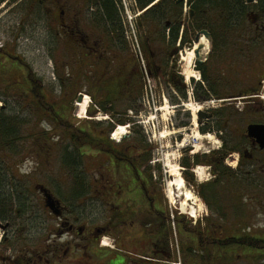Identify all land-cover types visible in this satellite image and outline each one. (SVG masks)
Instances as JSON below:
<instances>
[{"label": "rangeland", "instance_id": "rangeland-1", "mask_svg": "<svg viewBox=\"0 0 264 264\" xmlns=\"http://www.w3.org/2000/svg\"><path fill=\"white\" fill-rule=\"evenodd\" d=\"M30 3L27 0H7L0 5V109L3 106L5 114L17 116L20 120L26 122L24 128L28 129L22 133L25 136H27V131L30 134L40 133L43 128L48 131H46V134H42V138L37 140L40 143L36 144L41 146L42 142V147L36 148V141L33 143L34 139H30L28 142H23L22 147L19 148L22 149L21 154L14 156L13 166H11L8 159H6V164L3 163L4 161L0 163L1 171L5 172V174L3 172L1 174L0 171V177H5L6 190L11 195V200H25L27 196L30 197L26 199L28 202L23 201L24 204L34 206L35 214H40L42 217L41 220L37 219V221L41 222L43 220V226H46L44 222L50 224L52 220L49 217L47 219L43 218L45 214L42 213L48 210L43 206L40 208L39 202H35V197L41 196L40 191L36 189V185L40 184L47 188L57 200L62 202L64 210L69 213V216L79 218L80 221L78 222L80 224H86L90 228L104 225L108 220L110 211H115L117 208L121 211H128L134 204L131 195L135 191L128 185L129 177L117 169L115 175H113L112 171L114 169L107 164L109 160L104 153L108 152L104 150H107L108 145L101 146L104 152H100L102 151L101 148H97L95 145L84 146L79 149L69 140L63 138L62 132L58 128L52 127L51 129L48 120L42 121L33 109L34 105L32 107H30L31 105L28 106L29 100H39V98L32 91V79L28 78L25 68L21 67L25 65L30 69L29 72L32 76L40 80L43 88L41 95L44 97V102L57 101L58 104L64 100V103L68 105L72 99V104L69 105L65 115V118L68 119V121H65L67 126L84 131L93 130L94 136L104 137L103 140H105L107 134L109 139L112 138L113 133L120 126L125 127L126 133L124 136L131 134L130 137L124 138L123 136L119 141L112 140L115 143L114 145L130 144L132 141L146 138L147 143L151 146L147 150V152L150 151L151 158L149 161L150 170L143 177L150 176L155 188L160 191L161 196L159 198L162 200L168 218L172 220L174 216H180V218L183 216L184 223L193 228L194 226L199 227L200 220H204L209 216L210 221L222 225L228 231L227 233L223 231L217 237H226L236 233L237 230L247 229L248 234L264 238V171L262 169H255L251 174L245 175L243 170L236 168V161L227 160V163L236 169L223 163V167L233 173L232 175L234 173L238 174L234 175L235 181H230L231 179H228L227 176L219 177L215 186L214 196L216 197L211 202L216 213L213 215H211L208 205L197 193L196 187L188 185L183 179L186 173L181 165L183 159L190 162L192 158L202 156L203 152H209L212 149L220 151L221 148H225L224 141H221L219 137L210 140L202 139L200 142L190 139L195 136L194 132H198L202 136L209 135L211 138L213 133L208 134L206 131H201L202 122L199 123L197 118L192 123V113L187 110L190 107L183 105L187 104L193 107L198 104L203 108L202 112H206V108L209 107L214 110L220 109L222 105H216L215 103L202 105L203 103L198 100V97L202 95L200 92L202 86H199V75L195 68L196 59L191 60L189 66L186 65L188 64L186 52L194 44L195 31L190 27L188 38L191 43L187 42L182 45L178 41L175 43L149 41L145 42L146 46L143 53L141 39H146L144 34H148L146 24H149V22L143 21L144 27L136 26L137 17L135 18V16L140 13L136 10L131 13V26H134L138 38L134 39L127 32V38L130 39L131 37L130 40L125 42L123 39L120 43L111 44L113 50L123 48L120 49L121 54L118 59L86 60L83 68L79 69L76 66L71 69L70 65L69 69L71 71H68V63L70 64L74 60L68 59L66 53L62 52V44L57 43L52 29V16L47 14L46 5L43 4L41 9L39 4V7L30 11ZM185 9L188 11V6H185ZM182 14H184V9ZM152 17L149 16V20L153 19ZM124 25L130 31V25L126 20ZM158 29L163 30V27ZM163 31L165 34L167 33L166 28ZM174 49L177 51L173 57ZM134 50L138 53L139 50L141 52L137 58ZM209 50H211V46L207 54L202 56L200 60H204L209 56L211 60L213 59L211 54L213 50L211 53H209ZM130 51H133V54L131 53L132 59L128 55ZM6 53L10 56H7ZM247 62L244 71L240 74L248 79H246L248 83H251V78L255 77L259 70H264V63L259 66L261 69L259 67L255 69V66L251 63L253 59H249ZM152 66L159 68V72L155 73V76L150 73V71L154 72L155 70L150 69ZM187 66L195 72V78L190 79L188 82H186L184 76V70ZM222 73L218 72L217 75L222 77ZM241 76H237L236 80ZM223 78L226 79L227 75ZM139 88H141L140 94L138 93ZM218 90L225 96L231 88L223 86ZM80 94L83 97H88V106L82 113L77 106L78 104H76ZM262 94L264 95V91ZM21 96L24 98L21 99ZM116 96L120 98L113 102H102V106L99 103L95 104L100 99L101 101L110 100ZM262 102L264 104V101ZM91 106L94 113L90 116L88 110ZM236 106L238 108L235 107L234 113L228 107L219 113L225 121H227L226 117L230 118L229 122L223 125L228 126L226 131L232 135L231 138H227L228 143L231 145H237L241 140V132L247 122L260 120L256 113L251 117H247L248 115L245 117L243 115L237 116L241 114L237 111L244 108L243 101L240 104L236 103ZM103 108H107L109 112L104 111ZM135 109H138L136 114ZM53 111L57 114V107ZM229 113L232 114L233 118L229 116ZM119 117L127 118L130 122L126 121L124 125L111 123V120ZM109 124L113 125L111 130ZM58 136L60 137L58 138ZM182 142L184 144L180 147ZM240 145H242V142ZM116 148L121 149L122 146ZM68 153H73L76 156L82 155L77 157L79 164L77 168L83 171L85 182L91 184L79 200H76L73 196L74 179L69 171L71 165L64 162V158L68 156ZM139 154L142 155L143 152L137 150L132 158H136ZM260 159L263 164L264 153ZM168 166H176L179 175L171 177L168 173ZM199 166H202L204 172L202 181H199L196 173H194L198 166L189 171L195 184L199 185L205 183L206 180L208 182L214 180L213 174H210L206 165L199 164ZM108 174L111 183L115 184L116 187L119 186L118 189L114 188L113 194H107L109 193V183L101 179L102 176L107 179ZM13 178L15 180H12ZM179 178L183 179L184 186L194 196V200L185 204L182 203L181 197L169 198L168 183L170 180ZM106 183L107 188L105 187V191L108 197L101 194L102 191L104 192L103 187ZM175 194L177 195V191H175ZM11 205V210H17L14 203ZM220 214H224L222 220H220ZM152 229L142 234L137 226L132 229L133 231L130 228H124L120 231V243H117L116 247L141 256L152 254L153 257L152 241L147 239L150 231L152 233ZM175 232L174 230V237L169 244L171 259H169L168 264L180 262ZM116 233L119 232H114V234ZM46 235L45 232L40 234L43 243L47 240ZM108 238H110L108 235L101 236L100 241L103 240V243L107 244ZM136 241L142 246L141 248H134ZM97 248L100 251L104 247L100 249V246H98ZM240 251H237L235 260L231 264H264L263 259H247ZM94 252V249L90 251L91 259L87 256H81L80 258L75 256L76 261H73V263L77 264L80 259V261L95 264V258H100L104 262L111 258L113 254L112 251L109 255L102 256L98 253L94 254ZM160 259L163 260V258Z\"/></svg>", "mask_w": 264, "mask_h": 264}, {"label": "flooded vegetation", "instance_id": "flooded-vegetation-1", "mask_svg": "<svg viewBox=\"0 0 264 264\" xmlns=\"http://www.w3.org/2000/svg\"><path fill=\"white\" fill-rule=\"evenodd\" d=\"M38 1L41 9L43 4H45L47 14L52 16L54 37L57 39L58 44H62V52L66 53L68 59L74 60L72 63H68V71H71L69 69L70 65L71 69L76 66L79 69L83 68L86 60L119 58L120 49L122 50L123 48L113 50L111 44L120 43L123 39L125 42L128 40L127 28L124 25V19L119 7L120 0H112L117 9V16H112V18L106 15L104 6L96 0ZM207 1L209 0H134L137 8L141 11L137 17L136 26L144 27L143 21L149 22V24H146L148 34H144L146 39L142 40L140 38L142 44L149 41H178L180 43L186 39L185 37L189 36L190 27H193L192 20L196 11L192 9L193 2L197 6L196 26H198L197 28H192L195 31L194 38L196 34L203 30L209 33V47L211 46L209 53L213 50L211 53L213 59L211 60L209 56L204 60H200V62L197 60L195 66L199 75V86H202L200 87L202 95L198 97V100L203 103L202 105L206 103L222 105L220 109L216 108L217 110L210 107L206 108V112H202L204 114L203 117L198 118V120L199 123L202 122L201 131H206L208 134L213 133V137H219L221 141H224L223 144L229 146L230 150L221 148L220 151L212 149L209 152H203L202 156L191 161L190 166L193 167L197 164L206 165L210 174H213L214 180L211 182L206 180L205 183L198 185L200 190L204 189L202 200L208 205L209 211L213 215L216 213L211 202L216 197L214 196L215 186L220 177L215 172V168L219 164V158H223L222 164L228 159L236 161V168L243 170L245 175L251 174L253 170L258 168L264 171V163L262 164L260 159L264 149H260L256 140L247 135V127L249 125H264V104L262 102L264 101V95L262 94L264 91V70H259V73H256L257 75L252 77V80L250 79L251 83H248V79L240 74V72L244 71L249 59H253L251 63L255 66V69L264 63V13L262 12L263 7L260 0H241V10L238 13L240 17L214 18L209 16L212 11H209L210 6L206 3ZM169 5L171 8L168 9V17L158 19V17L154 16V10H164ZM185 6H188V11H186ZM183 9L184 14H182ZM204 14L207 15L206 19H203ZM149 16H153V19L149 20ZM204 25L207 28L209 27V29L203 28ZM160 27H163V30L166 28L167 33L165 34L163 30L158 29ZM130 33L133 38H138L134 26L130 25ZM144 51L142 49L143 53ZM176 51V49L173 50V57ZM131 53L133 54V51L128 52L130 59L133 58ZM6 55L10 56L7 53ZM21 67L25 68L29 78V68L25 65ZM152 68L153 70L155 69L154 72L150 71L152 75L159 71L157 67H150V69ZM259 69L261 68L259 67ZM218 72H223L222 77L217 75ZM226 75L227 78H223ZM237 76H241V78L236 80ZM223 86L231 88L225 96L218 90V88ZM241 101H243L244 108L237 111L241 113L237 116L243 115L245 117L248 115L247 117H251L256 113L260 120L247 122L241 132V140H239L237 145H231L227 141V138L232 137L226 131L228 126L221 125L220 127L218 125L219 122L227 124L230 118L226 117L227 121H225L219 113L223 109H227V107L232 109L234 113L235 107L238 108L236 103L240 104ZM229 116H232V114L229 113ZM130 135L124 138H129ZM106 139L110 143L107 150H104L108 153L104 154L109 160L107 161L108 166L114 169L112 171L113 175H115L116 169L119 172H124L129 177L128 185L135 191L131 195L134 204L130 210L121 211L117 208L115 211H110L108 220L104 225L90 228L86 224H80L78 222L80 221L78 220L79 218L69 216L60 200L61 210L57 215L50 212L44 207V197L41 195L37 196L39 198L35 197V202H39L40 208L43 206L48 210L42 212L45 214L43 218L47 219L49 217L52 220L50 224L44 222L46 226H43V220L41 222L37 221V219L41 220L42 217L40 214H35L34 206L25 205L23 202L30 197L27 196L25 200L15 201L14 204L17 210H11V195L4 193L0 196V202L3 203L0 206V264H74L73 261H76L75 256H79V258L87 256V258L91 259L90 251L93 249L95 251L94 254L98 253L102 256L109 255L113 251L112 257L104 262L100 258H95V264H153L162 262L168 264L170 256V223L162 200L159 198L161 196L160 191L155 188L150 176L143 177L146 176L148 173L147 168L150 167L149 162L148 164L141 163L145 153L142 151V155L139 154L136 158H132V155L139 148L141 150L148 145V149H150L151 146L147 143L146 138H144L145 141L140 138L135 142L132 141L130 144L123 145H114L113 139H109L108 134ZM241 142L242 145H240ZM117 146H122V148L118 149L116 148ZM186 160L183 159L182 162ZM2 172L5 174L4 171H1V174ZM101 179L109 183V193L105 191L107 188L106 183L103 187L104 192L102 191L101 194L108 197L107 194H113L114 188H119V186L116 187L115 184L111 183L109 174L107 179L104 176ZM3 183L4 188L7 189L5 177ZM39 186L40 184L36 185V189ZM223 217L224 214H220V220ZM135 226L140 229L142 234L153 228L152 233L150 231L147 237L148 240L152 241L151 250L153 251V257L152 254L141 256L116 247V244L120 243V231L124 230V228H130L133 231L132 229ZM199 229L201 232L209 231L216 236L223 233V231L224 233L228 232L222 225L215 224L212 220L210 221L209 216L204 220H200ZM42 232L47 234L45 243L40 238ZM114 232L119 233L114 234ZM104 235L113 238H108V242L106 241L107 245H109L108 247L103 245V240L100 241V237ZM98 246H100V249L101 247L104 248L99 251ZM134 246L135 249L142 247L137 241ZM160 258H163V260ZM77 264H91V262L80 261L79 259Z\"/></svg>", "mask_w": 264, "mask_h": 264}, {"label": "trees", "instance_id": "trees-1", "mask_svg": "<svg viewBox=\"0 0 264 264\" xmlns=\"http://www.w3.org/2000/svg\"><path fill=\"white\" fill-rule=\"evenodd\" d=\"M7 0H0V5ZM28 3H30V11H33L36 7H39L40 3L38 0H27ZM99 4L104 6V9L106 11V15L109 18H112V16H117V9L115 7V4L112 0H96ZM193 1V0H190ZM262 2L264 13V0H260ZM210 8L209 11H212L209 16L214 18H238L240 15L238 14L240 12V3L241 0H209L206 2ZM171 6L169 5L168 8H164V10L155 11L154 10V16L159 18H165L169 16V10ZM192 9L195 11V15L192 20L193 27L197 28L196 26V17H197V6L195 2H193ZM204 16V17H203ZM202 17L203 19H206L207 15L204 14ZM199 18V16H198ZM192 27V28H193ZM203 28H207L205 25ZM194 29V28H193ZM181 43L182 45L189 42V38L185 37ZM175 41L171 42L174 43ZM145 44H142V49H145ZM30 70V69H29ZM159 71H157L158 73ZM155 76V74H153ZM29 78L32 79L33 87L32 91L35 92L38 95L39 100H29V105L35 110V112L39 115L42 121L48 120V125L53 128H58L62 132V137L69 140L71 143H73L77 148L81 149L84 146H92L95 145V147L101 148L104 147V145L109 146V141L104 137L98 138L97 136H94V131H84L82 129L74 128L72 126H67V123L65 121H68V119L65 118L66 112L69 108V105L72 104V99L69 101L68 105L64 103V100L59 102L57 104L56 102H44V97L41 95V91L43 93V88L41 85V82L39 79H36L32 74H29ZM60 79V78H59ZM141 88L138 89V93L140 94ZM9 90V89H7ZM10 92V90H9ZM8 92V93H9ZM24 97L21 96V99ZM117 98H120L119 96H116L113 99L110 100H103L101 101H94L95 104L99 103V105L102 106V102H113L115 100H118ZM57 107L58 113H54V108ZM93 107L91 106L88 110V114L91 116L94 112L92 111ZM104 111L109 112L107 108H103ZM45 111V112H44ZM135 114L138 113V109H135ZM41 112V113H39ZM124 114V112H122ZM115 121V122H114ZM126 121L130 122L127 118L119 117L115 118L114 120H111V123H117L118 125H124ZM134 122V121H132ZM26 122L24 120H20L17 116L14 115H8L5 114L3 111V108L0 109V163L6 164V159L10 161L11 166L14 164V160L16 155L21 154V150L19 149L22 147L23 142H28L30 139H34L33 143H40L37 142L38 139L42 138V134H46V131H48L46 128H43L42 132L40 133H28L27 136H25L23 133L24 130H27L28 128H24ZM109 124L110 130L112 129L113 125ZM221 122L218 123V125L221 127ZM186 125V124H184ZM223 125V124H222ZM109 130V131H110ZM60 136H58L59 138ZM54 139V138H53ZM43 140V139H42ZM144 140V137H143ZM145 141V140H144ZM38 146L39 144H36V148L42 147ZM47 145V144H46ZM102 146V147H101ZM144 149H141L145 154L144 159L141 161V163L148 164L150 161V151L148 150V145L144 146ZM225 148L229 149V146L225 144ZM140 150V149H138ZM230 150V149H229ZM103 151V150H102ZM100 151V152H102ZM79 157L82 156L81 154L78 155ZM78 156H76L73 153H68V156H65L64 162L67 164H70L69 171L72 173V177L74 179V183L72 188L73 190V196L76 200L81 199L83 194L86 192L87 188L90 183L85 182L83 171L81 169H78ZM194 158L191 159V161ZM197 159V157H195ZM222 159L219 158V164L215 168V172L219 174L220 177H228V179L236 180L234 178V175H237L238 173H231L227 168L223 167L222 165ZM190 162L187 160L184 162H181L182 167L185 169L186 173L184 176V180L187 182L188 185L195 186L197 193L199 196H204V189L200 190L199 186L195 184V181L192 177V175L189 173V169H191ZM197 164V162H195ZM2 169V168H0ZM10 169V168H9ZM147 170H150V167L147 168ZM229 173V174H228ZM231 174V175H230ZM12 180H15L13 178ZM4 177H0V196L4 193H8L6 188H4ZM13 184V181H12ZM15 201L10 200V203L13 204ZM3 205L2 202H0V206ZM212 205V203H211ZM211 208V206H210ZM20 209V208H19ZM169 216V215H168ZM184 217L180 218V216H174L173 219H169V222L171 221L169 225L170 229V240L173 239L174 230L175 237L177 242V247L179 249L178 258L180 259L181 264H231L233 260H235V255L238 250H241L240 252L243 253L244 257L247 259L252 258L254 259H263L264 260V238H260L259 236H252L248 234L249 232H246L247 229L237 230L236 233H233L232 235H228L226 237L219 236L217 237L215 234L210 233L209 231L201 232L199 227L194 226L193 228L189 227V224L184 223L182 220ZM173 224V227H172ZM249 231V230H248ZM169 259H171V252L169 251ZM170 261V260H169Z\"/></svg>", "mask_w": 264, "mask_h": 264}, {"label": "bare ground", "instance_id": "bare-ground-1", "mask_svg": "<svg viewBox=\"0 0 264 264\" xmlns=\"http://www.w3.org/2000/svg\"><path fill=\"white\" fill-rule=\"evenodd\" d=\"M202 37L200 39V42L199 43H195L191 49L187 50V55H188V64L186 65H190L189 62L193 59L196 58L195 56V51L196 50H199L200 53H199V59L202 58V56H205V54H207V51L209 49V43L207 41L206 38ZM183 60V59H182ZM186 67V69L184 70V76H185V80L186 82H188L190 79L192 78H195V72L192 71L189 67ZM78 104L77 106L81 109L80 112H84L86 107L88 106V97L87 96H84L83 97V100L81 103H76ZM191 104V103H190ZM183 106H188L190 107L189 109L187 110H190L191 113H192V123H194L196 121V118H197V113L200 112V111H203V108L201 106H199L198 104L196 106H191V105H187V104H184ZM81 116V115H80ZM126 133V128L125 127H122L120 126L119 128H117L115 130V132L113 133V136H112V139L114 141H119L123 136L124 134ZM195 133V136H192V138L190 139H193V140H196L197 142H200L202 139H207V140H210V139H213L214 137L212 136V138L209 136V135H206V136H202L200 135L198 132H194ZM187 141V140H186ZM215 142V141H214ZM213 142V143H214ZM183 142L180 144V147L183 146ZM202 145V144H200ZM203 146V145H202ZM203 148V147H202ZM169 170H168V173L171 177H174L177 175H179V170H177L176 166H168ZM194 173H196L197 175V178L199 181H202L203 179V176H204V172H203V168L202 166H198ZM175 177V178H176ZM180 177V176H179ZM205 179V178H204ZM168 188H169V198H176V197H181L182 198V203L184 202L187 203L189 201H192L194 200V196L192 194V192L190 190H187L186 187L184 186V183H183V180L182 178H179L177 180H170V182L168 183ZM175 191H177V195L175 194ZM107 245L104 243V246Z\"/></svg>", "mask_w": 264, "mask_h": 264}, {"label": "water", "instance_id": "water-1", "mask_svg": "<svg viewBox=\"0 0 264 264\" xmlns=\"http://www.w3.org/2000/svg\"><path fill=\"white\" fill-rule=\"evenodd\" d=\"M200 36H204L207 40H210L209 33L205 30L201 31L200 33L196 34L194 38V43H198L200 40ZM195 56L199 57V50L195 51ZM200 62V60H198ZM78 102H82V95H79L77 98ZM202 112L197 113L198 118L203 117ZM247 135L250 138H253L256 140L257 144L259 145L260 149H264V125H249L247 127ZM40 192L42 193L44 197V206L50 210L52 213L56 214L60 211V203L57 199L54 198V196L50 193L49 190L45 189L44 187H39Z\"/></svg>", "mask_w": 264, "mask_h": 264}, {"label": "built area", "instance_id": "built-area-1", "mask_svg": "<svg viewBox=\"0 0 264 264\" xmlns=\"http://www.w3.org/2000/svg\"><path fill=\"white\" fill-rule=\"evenodd\" d=\"M122 2H123V6L127 10L129 8V6H130V2H127L126 3V0H122ZM127 18H128V20H131V16H130V13L129 12H127Z\"/></svg>", "mask_w": 264, "mask_h": 264}]
</instances>
